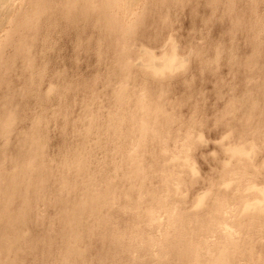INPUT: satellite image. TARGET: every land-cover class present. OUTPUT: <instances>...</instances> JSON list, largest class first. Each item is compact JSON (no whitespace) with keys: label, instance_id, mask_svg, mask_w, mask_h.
<instances>
[{"label":"rangeland","instance_id":"rangeland-1","mask_svg":"<svg viewBox=\"0 0 264 264\" xmlns=\"http://www.w3.org/2000/svg\"><path fill=\"white\" fill-rule=\"evenodd\" d=\"M50 1H54V3L51 2V6H49L50 10L48 9V11L42 12L38 17L39 19L37 20V22L35 20L34 24H32L37 27L29 26L28 28H25V25L23 24V20L29 22L30 15L31 13H33V10L24 11L23 13L19 12L23 9L29 8L31 6V0H15L13 3L14 6L12 5L2 9V12L6 13V15H12L11 17H13L14 21L12 19L11 21L9 20V22H13H7L5 27H3L2 29L3 31H0V36L2 37L3 35L2 38L0 37V54L2 53L0 55V58H2L0 59V87H2L0 90V101L3 100L2 102H0V113L7 109V112H9L6 113L9 114L13 112L18 120L13 123V131L11 130V134L13 135L10 134L9 137H7V135H0V150H6V153H8L9 155L7 156L8 159L6 160V162L1 167L4 173L5 182H7L9 178L7 177V175L16 170L20 162L24 159L22 158V156H20V153L17 149V147L20 148V146L24 145L23 137L26 134L31 135L32 133H39V135L43 137V139H45V142L43 144L44 157L38 160H41L44 164L43 167L51 170L54 175L51 176L50 180L46 182L47 190L45 193L43 192L46 200H54L53 197L55 196H57L58 199V195L63 193V191L60 193V187H62L60 185L62 182L60 177L62 174L65 175L68 172L72 174L71 169L66 166L65 163H67L68 158L69 160L71 159L70 157H72L73 153L76 152V150H80L83 147H91L90 151H86V153H84L83 155L85 158H87L90 167L92 168L96 165H98L99 168L101 167V170H99V168L97 169L96 174L108 176L110 178V180L108 181H112L111 185L115 189H127L130 185V181H128L123 176V171H120L121 169H119V173L117 172L115 167L116 161L119 159L117 163H119V161L121 163L122 155H124L126 152L127 156L130 153H133V155L136 156L141 155V159L145 160L143 161L146 164L145 166L149 168L148 165L151 163L153 156L151 157V153L148 151L147 146L145 147V149L139 148L138 151L135 150L136 152L134 150H131L134 141H132L133 138L128 135L129 126L127 119H125L126 121L124 120L125 122L123 121L124 124H122V128H124H121V130L118 129V131H116V134L113 132V129H111L112 127L109 126V123H115L116 119L120 116V114L123 113V110L126 112L127 116H130L129 112L134 107V100L132 101V104H129V106H125L124 103L120 105L114 98L115 89L119 87L121 81H124L126 82L127 89H129L130 91H136L137 93L141 94L143 91L148 90L152 94L153 98L156 95L157 97H155L160 101L163 100L164 104H166V109L170 112L172 111V113H175L180 119V121L177 119V122L176 120L175 122H171L170 126H182L183 134L190 131V137L193 138L195 136L193 139L190 138L189 140H186L189 144L187 143L186 147L184 148L185 150L183 149L179 153V155L181 154L182 156L178 155L180 158V162L177 161V164L179 165L182 163L184 165L183 168H178V170L183 171L178 175L182 179L181 181L173 183L177 180H170L169 190L165 185L160 184L157 179H155L153 182H150L148 177V180L145 184L146 188H151L153 186L157 188L164 187L163 189H160L161 193L165 195L169 194L171 195L172 200H177V204L175 203L177 205V208L175 206L176 210L179 207L177 213L181 214L183 213L182 211H184V213L187 214L188 212H191L186 215V217H190V214H193L197 211L198 213L201 212L200 217H202L205 213L206 206L208 207L210 204H212V202H214L218 196L220 197L221 192L229 193V195L235 192L236 186L239 183L238 177L241 175L253 174L252 179H250L249 182L247 180V182L239 183L243 186H249L253 181L257 182L259 186L264 185V107L262 106L264 91V0H137L135 3L136 5L134 4L133 11L130 14H128L129 12L124 13L125 9L122 7L116 6L112 9V12H115L118 18L120 17L119 19L121 21L119 22L121 31L117 34H114L113 36H110V33L107 29L105 31L103 29L99 30L94 28L92 21H95V18L97 19V16L94 15H90L88 19L84 20L85 22L81 21L78 25H74L73 28L69 27L67 23L70 21V18L65 17L67 15H64V10L61 12L65 0ZM165 1L168 2L165 3ZM59 3L62 4L60 5ZM54 6H56V8ZM115 8H117L116 11ZM77 11L78 8L74 9L73 16ZM57 13L60 14L58 15ZM1 14L2 13H0V15ZM73 16L71 17V19L73 18ZM17 18L22 19L20 21H17ZM50 24L54 26L50 27ZM43 32H45L46 36ZM46 32L50 33L48 34ZM121 32H123V35L121 34ZM48 36L49 38H47ZM97 36L101 37L98 38ZM44 37L45 39H50L51 42H49L50 40H47L46 42ZM91 37L93 38L91 39ZM101 38L102 40L101 42H99ZM22 39H24L25 42ZM43 39L45 42L43 41ZM19 42L20 44L31 45L29 46V48H27L26 46L25 47L26 51L28 49L33 50L32 55L35 56L33 57V62L36 59L35 62L37 63H33V65H36L35 67L31 64L30 67H28V64L24 61L23 56L18 53V51H21V48L23 47L18 46ZM174 45L178 47V50H176V52H178L179 58L182 57L181 59L185 60L182 63V66L181 63L180 65L177 64L181 59L179 61H177V59L175 60V65L177 64L178 67H176L173 73L167 76H153L151 72H144V65L152 60L151 59L149 61L150 57H148V54H146L145 51H147L148 53H156L154 55L157 56L158 61L161 60V56L165 53L169 52L171 54L173 52L172 46ZM125 47H127V49ZM50 48H52V50ZM106 48L107 50L109 48L110 49L105 54ZM39 49L45 52H41V50ZM122 50H131V53L129 54L131 57H127L129 55L126 53V51H123L122 53ZM113 51L114 54H112ZM39 53H41V56H39ZM40 57L45 63L42 62ZM131 59L133 62L131 61ZM128 60H130L131 62ZM127 61L130 62V64H133V68L130 70L129 75L126 78L127 73L125 72L124 63H126ZM120 63L122 64V66ZM27 67L29 70L26 69ZM41 67L43 70L41 69ZM31 68H33V70L35 69L36 71L34 70V72H32ZM56 73L59 77L56 75ZM36 81L38 82V84ZM50 84H54L58 87L63 85L62 87H60L61 91H64L63 94L61 93V96L60 94L52 95V97H50L49 99H45L44 101L39 100V102L38 100H35L34 96L30 95L31 93H33V91L36 92L39 89L42 91H46L49 88ZM72 85L74 86V88L72 87ZM65 94L67 95L65 96ZM160 95L163 97H161ZM7 96L9 103L7 106L8 108H5L4 104L8 102ZM244 97L245 99H247L245 100ZM254 98L258 100H255ZM252 101H258V105L260 106V109H256L253 113L250 108ZM86 102H88V105L86 104ZM57 107H59V109ZM67 108H69V110ZM59 110L61 112H59ZM85 110L91 115H96L97 127L99 123L100 127L103 126V128H101L102 132L98 134L99 136L96 135V133L92 134L93 137L90 136V138L86 135H81L84 127V120L82 118ZM231 110L233 111L229 113ZM42 111L43 114L40 115ZM114 111L115 113H113ZM249 111H251V114L249 113ZM56 113L58 114L57 117ZM107 113H112L113 116L108 115ZM66 115L68 118L66 117ZM43 116H45V118H42V123H40L41 125L38 124L36 129V124L35 122L33 123V121ZM105 118H108V122L107 120H105ZM72 119L75 120L73 121ZM111 119L115 120L112 121ZM182 120L184 122H182ZM55 121L57 123H55ZM183 123H185L187 126H185V124L183 125ZM31 126L34 127L31 128ZM69 126L71 127L69 128ZM108 126L110 128H108ZM61 127H63L64 129L62 128V130ZM42 128H44L43 131ZM65 128L67 131L65 130ZM17 129H21L20 132H22L21 136L19 137L17 135ZM49 129L51 130L49 131ZM231 130L233 134H231ZM229 132L231 135H228L227 138L226 134H229ZM202 134L204 135V138H202ZM102 135L104 137H102ZM200 135H202V137L199 138ZM96 136H98L97 139L94 138ZM226 138L228 140H226ZM94 140L96 143L94 142ZM109 140L110 142H108ZM241 140L242 142L245 141L243 143H247L248 141L250 142V140L252 143L254 142L252 150H249L251 151V153L256 150L254 153V155H256V166L254 165L249 166L248 168H236L234 165L237 162V158H234L233 156H231V154L223 149L222 145L224 143L228 144L229 141H235L236 143H238L239 141L241 142ZM100 141L104 142L105 144H107V141L109 146H112L108 147L104 145V143L100 144ZM48 142H50V144ZM89 142H92V145H90ZM95 145L98 146L96 147ZM3 146L4 148H2ZM122 146V149L124 151L118 149ZM58 148L60 151L58 150ZM48 150L50 152H48ZM128 150L130 151V153ZM56 152L57 156L55 154ZM116 154L120 156H116ZM96 158L100 159V162L95 163L97 160ZM111 158H113V160L115 161L111 162L113 161ZM157 159L158 156L155 157V160ZM228 161L233 162L229 163ZM188 162L190 165L188 164ZM226 163H228V168H226ZM5 165L6 167H4ZM191 165H194V167H196L195 171L190 167ZM69 166L71 167V165ZM102 170H104L105 172ZM150 170L151 169L149 168V174ZM230 170H233V172H231ZM240 170L241 172L239 173ZM225 171H227V173ZM233 173H235L234 176ZM224 178H228V180L234 179V182L232 180H229V183L224 184ZM139 183L140 182H138V184ZM3 185L4 183L2 182L0 184V188H2ZM173 190L177 191L178 195H173ZM28 191H30L28 193L29 198H33L32 201H34L35 193L33 194V187L31 186ZM67 191L69 192V195L71 197V189H67ZM205 191H212L213 193H210V195L208 196L209 198H207V204H205L206 206H203L199 209V207L196 206V197L197 195H200ZM248 197L249 198L246 197V199H250L251 201H257V199L259 201L264 200V195L259 193L250 192L248 193ZM228 199L236 200L232 196L228 197ZM40 200L42 199L40 198ZM126 200L127 199H125L124 197L119 198L117 200V203H114L115 205L112 203L107 206L108 208L106 207L107 209H104L105 213H107L108 218H111L110 221L112 222H110V226L114 227L115 225V227L119 229V232L126 233L125 237L128 234H133L131 231H135L134 229H137L138 231L141 230V232L143 229L145 234L148 233L158 241L163 240L166 233L169 235V237H166L168 238L167 241H169L168 244L170 245L171 240L175 239L173 238L174 235H172L173 233L170 234L165 231L172 230L171 224L172 228L175 224L170 223L169 221L167 223L168 218L164 211L162 209H159L155 216L156 219L151 221H148L147 217L136 218L130 211L126 213L122 212V214H119L118 209L121 208L122 205H126L125 207H131L129 206L130 203ZM40 203L41 204L38 203V208L39 210H41V219L44 214H47L46 217L43 216L46 221H48L49 218L54 219L58 211L55 210L56 207L52 205H46L44 201H40ZM208 203L210 204L208 205ZM237 205L238 204H236L234 201H231V203L228 204L227 209L230 213L226 216V222L222 226L230 229L229 231H235V233H238L239 235L242 234L243 230L245 233H252L253 231L247 232L246 229H242L244 228V225L242 223L244 220L240 221L242 228L239 227L240 215L238 213H235V209L238 207ZM20 206V198H15L12 208L14 207V209H17ZM176 210L174 211L175 213ZM180 214L178 215L180 216ZM178 215H176L175 218L180 220ZM44 219L40 220L44 222V225H42V222L39 223L40 221L38 223H35L36 225L33 223H28V225L30 224L28 226V229L30 231H28L29 233H27V236L29 238L32 237L34 240L40 241L39 250H43L46 247L43 241H46L49 239V237H51V241L53 242L52 250L53 252L55 250V252H57L63 247L62 233H60L61 231L58 226L53 227L55 229L51 231L52 233H47L45 227H49L50 225L48 222L46 223ZM178 220L176 221V223L183 221L182 218L180 221ZM187 220L188 219H185L184 223L188 224H178L180 226L182 225V228L184 227L183 229H185L186 231L189 230L190 226L194 223L193 222L189 225V220ZM199 220H201V218ZM234 226H237V228ZM241 236L237 237H240V239H242ZM244 236L245 237L243 238L246 239L247 237H249L248 234H245ZM217 238V233L210 236V240H216ZM262 238L263 237L259 236L255 237L254 247L256 251L254 261H249L247 259V256H249L250 252L246 250V246H244L246 248L243 247V244V248L240 245V250L237 251L233 256V264H262V262L264 261V246L262 245V243H264V239ZM142 245L143 244L139 240H137L136 246L132 251V255L136 258L152 257L157 259L156 257L160 258V256H162L161 258L166 259L172 258L171 255L169 256V253L167 254L168 257L166 255L165 257H163L164 254L158 253V250L160 248L158 243H155L153 247L150 248L151 252L155 254V256H153L151 252L150 255L146 254L145 251H143L141 248ZM88 249L89 251L87 256L89 257V264H96L94 261H96L99 256L106 255V246L101 242H97L96 244L93 243L91 249L90 246L88 247ZM167 249L169 250H167V252L171 251V248ZM39 250L37 249L35 256L27 255V260L24 262V264L34 263L33 260L36 259V257L40 258L41 255H37L39 254ZM127 259L128 257L124 256L123 253L121 257V264H130L126 262ZM45 264L52 263L49 259L45 261Z\"/></svg>","mask_w":264,"mask_h":264},{"label":"bare ground","instance_id":"bare-ground-1","mask_svg":"<svg viewBox=\"0 0 264 264\" xmlns=\"http://www.w3.org/2000/svg\"><path fill=\"white\" fill-rule=\"evenodd\" d=\"M14 1L15 0H0V13H2L0 15V31H3L2 29H3V27H5L7 22L12 23L14 21L13 17H11L12 15L8 14L9 15L8 16V15H6V13L2 12L3 8H6L8 6H12ZM16 1H18V0H16ZM136 1L137 0H65V3L63 4L64 6L62 5L63 9L61 10V12L64 10V12H65L64 15L65 14L67 15L65 17L70 18V21L67 24L69 27H72V28L74 27V25H78L81 21L88 19L90 15L97 16V19L95 18V21H92L94 28L99 29V30L103 29L105 31L107 29L108 32L110 33V36H113L114 34H117L118 32L121 31V27L119 24V22H121V21L119 19L120 17L118 18L116 13L112 12V9L116 6L122 7L125 9L124 13L129 12L128 14H130L133 11V7H134V4L136 3ZM160 1H162V0H160ZM51 2L54 3V1H50V0H31V6L29 8L23 9L22 11H19L20 13H23L24 11L33 10V13H31V15H30L29 22L23 20V24L25 25V28H28L29 26L37 27V26H34L32 24H34L35 20L37 22V20L39 19L38 17L40 16V14L42 12L48 11L49 6H51ZM167 2L168 1H165V3H167ZM159 4H161V3H159ZM224 5H226V4H224ZM56 6H57V4H56ZM56 6H54V7L56 8ZM59 6H58V8H59ZM77 8H78V11L76 13H74V16H73V11H74V9H77ZM52 9H53V7H52ZM116 9L117 8H115V11H116ZM56 12H57V10H56ZM17 16H18V13H17ZM27 16H29V15H27ZM72 16H73V18L71 19ZM53 17H55V16H53ZM11 19L13 21L9 22V20L11 21ZM21 19L22 18H17V21H20ZM55 20H57V19H55ZM17 23H19V22H17ZM55 24H56V22H55ZM53 26L51 25L50 27H53ZM14 27H15V24H14ZM47 28H46V31H47ZM30 29H32V28H30ZM43 33L45 34V32H43ZM46 33H48V32H46ZM122 33L123 32H121V34ZM50 35H52V34H50ZM4 36H6V35H4ZM45 36H46V34H45ZM2 37H3V35H2ZM6 37H8V36H6ZM97 37L100 38L101 36L100 37L97 36ZM1 38H0V40H1ZM34 38H36V37H34ZM47 38H49V36ZM92 38L93 37H91V39ZM24 39H25V37H24ZM24 39H22V40L24 41ZM44 39H45V37H44ZM44 39H43V41H44ZM6 40H8V39H6ZM45 40L47 42L48 39H45ZM101 40H102V38L100 39L99 42H101ZM17 41H19V40H17ZM36 41H34V42H36ZM1 42H3V41H1ZM49 42H51V40ZM103 42H105V41H103ZM117 42H119V41H117ZM112 43H113V41H112ZM28 44H30V43H28ZM37 44H35V45H37ZM42 44H44V43H42ZM118 44H120V43H118ZM48 45H49V43H48ZM108 45H110V44H108ZM18 46H23L21 48L22 50L18 51V53L23 56L24 61L27 62V64H28V67H30V64L33 65V63L36 60L35 59L33 62V57H35L32 55L33 50L28 49L31 51H28V50L26 51V47L29 48V46H31V45L20 44V42H19ZM100 47H101V43H100ZM102 47H103V45H102ZM172 47H173L172 48L173 52L171 54L169 52L165 53L164 55L161 56V60H158V61H157V59H158L157 56L154 55L156 53H153V52L148 53L144 49L146 54H148V57H150L149 61L152 59L149 63H146L144 65V67H143L144 72H149V73L151 72V74L153 76H167V75H169L175 71L176 67H178L177 64L180 65V63H181V66H182L183 65L182 63L185 60H182L181 59L182 57L179 58V54H178V52H176V50H178L177 49L178 47H176L175 45ZM87 48H88V46H87ZM94 48H95V46H94ZM122 48H124V47H122ZM125 48L127 49V47H125ZM2 49H3V47H2ZM50 49L52 50V48H50ZM102 49H104V48H102ZM132 49H134V48H132ZM39 50H41V49H39ZM96 50H97V48H96ZM105 50H106L105 51V54H106V52H108V50H107V48ZM36 51H38V50H36ZM42 51L43 50H41V52ZM123 51H126V53L128 55L131 53V50H122V53H123ZM43 52H45V51H43ZM14 54H13V56H14ZM112 54H114V51ZM42 55H43V53H42ZM6 56H7V54H6ZM36 56H38V55H36ZM39 56H41V53H39ZM124 56H127V55H124ZM127 57H131V56L129 55ZM5 58H7V57H5ZM20 58H19V60H20ZM0 59H2V58H0ZM40 59H41V57H40ZM175 60H177V61L180 60L181 62L179 61V63H177L175 65ZM12 61H13V58H12ZM128 61H130V60H128ZM128 61L126 63H124L125 72L127 73L126 78L128 77L130 70L133 68L132 67L133 64H130L132 59L130 62H128ZM42 62H44V61L42 60ZM47 65H48V63H47ZM33 66L35 67L36 65H33ZM121 66H122V64H121ZM28 67L26 69H28ZM0 68H1V66H0ZM31 69H32V72H34L35 69L34 70H33V68H31ZM41 69H42V67H41ZM22 70H23V68H22ZM36 73H35V76H36ZM25 75H27V74H25ZM31 75H32V73H31ZM56 75H57V73H56ZM61 75H60V78H61ZM35 76H34V79H35ZM122 76H124V75H122ZM55 78H56V76H55ZM126 78H125V80H126ZM160 78H162V77H160ZM47 80H48V78H47ZM9 83H11V82H9ZM37 84H38V82H37ZM67 85H68V83H67ZM62 86L58 87L54 84H50L49 88L46 91H42L39 89L37 91L35 90L36 92L33 91V93H31L30 95L34 96L35 100H38V102H39V100L44 101L45 99H49L50 97H52V95L60 94V96H61L64 92V91L63 92L61 91L60 87H62ZM27 87H29V86H27ZM67 87H69V86H67ZM72 87L74 88L73 85H72ZM1 88L2 87H0V90H1ZM31 89H34V88H31ZM23 92H24V90H23ZM66 93H68V92H66ZM66 95L67 94H65V96ZM14 96H15V93H14ZM14 96H13V98H14ZM60 96H57V97H60ZM155 96L153 98L152 94L148 90L143 91L141 94L137 93L136 91L135 92L130 91L129 89H127L126 82H124V81H121L119 84V87L116 88L114 91V98L118 101V103L120 105L124 103L125 106L126 105L129 106V104H132V101L134 100V107L132 109L130 108L131 109V111L129 112L130 116H127L126 112L123 110V113L120 114V116L116 119L115 123H113V124L109 123V126L112 127L111 129H113V132L116 134V131H118V129L121 130L122 124H124L123 121L125 119H127L128 126H129L128 135L131 138H133L132 141H134L133 146L131 147L132 148L131 150L138 151L139 148L145 149V147L147 146L148 151L151 153L150 154L151 157L153 156L151 163L148 165L149 168L151 169L150 174L148 171L149 168L146 167L145 166L146 164L143 162L145 160L141 159V155H138V156L133 155V153H130L129 150L128 151L130 154L128 156L126 155L127 152L124 155H122L121 163H120V161H119V163H117L119 159L116 161L115 167H116L117 172L119 173V169H121L120 171H123L122 172L123 176L128 181H130V185L127 189L117 188L118 189L117 190V189L112 187V185H111L112 181H108V180H110V178L108 176L96 174L97 169L99 168L98 165L91 168L89 163H88L87 158H85L83 156L84 153H86V151L87 152L90 151L91 147H83L80 150H76V152L73 153L72 157H70L71 159L69 160V158H68L67 163H65L66 166H68L71 169L72 174L68 172L65 175L62 174L60 177V179L62 180V182L60 184L62 186V187H60V193L62 191H63V193L58 195L59 196L58 199H57V196H55V197H53L54 200L50 199V201H48V199L47 200L45 199V195L43 194V192L45 193L47 190L46 182L49 181L51 176H54V175H53L51 170H48L47 168L43 167L44 164L42 163L41 160L40 161L38 160V159L44 157V154H43L44 153L43 152L44 146H43V144L45 142V139H43V137H41L39 135V133L38 134L32 133L31 135H27V134L25 135L24 134L25 135L23 137L24 145L20 146V148L17 147L18 152L20 153V156H22V158H24V159L20 162V164L16 170H14L12 173L7 175V177H9L7 182H5L4 173H3V170L1 167L6 162V160L8 159L7 156H9V155H8V153H6V150H3V151L0 150V155H1L0 156V184L2 182L4 183L2 188H0V264H24V262L27 260V255H34V256L36 255L37 249L39 250L40 241L34 240L32 237L29 238L27 236V233H29L28 231H30L28 229V226L30 224L28 225V223H33V224L38 223L40 220L44 219L43 216L46 217V215H47V214L46 215L44 214L42 216V219H41V217H40V215H41L40 211L41 210H39V208H38V203L41 204L40 201H44L46 203V205L55 206L56 209L55 208L54 209L56 211L58 210L56 213L57 215L55 217L53 216L54 219L49 218L48 221H46V219H44V221L46 223L48 222L50 225L49 227H45V230L47 231V233H50L51 231H53V229H55L53 227L58 226L60 228V231H61L60 233H62L63 247L59 251L55 252L56 251L55 250L53 252V250H52L53 242L51 241V237H49L48 240L43 241V243L45 244L46 247L43 250H39V254H37V255H41V257L40 258L36 257V259L33 260L34 263H31V264H45V261H47L49 259H50L52 264H89V257L87 256L88 251H89L88 247L90 246V249H91L93 243L96 244L97 242H101L106 246V252H105L106 255L99 256V258L96 261H94L96 264H121V257H122L123 253H124V256L128 257L126 262H128L130 264H233L232 258L234 256V254L240 250V248L242 247L243 244H244L243 247L246 246L247 247L246 250H248L250 252L249 256H247V259L249 261L255 260V251H256L255 247H254L255 246V237L259 236V237H263L262 239H264V203H263L264 200L259 201L257 199L258 198L257 197L256 198L257 201H251L250 199L247 200L246 197L249 198L248 193H250V192L259 193V194L264 195V185L259 186V184L255 181H253L249 186H243V185L239 184L242 182H247V180L249 182L250 179H252L253 174L247 173L248 175H241V176L238 175L239 176L238 177L239 183L237 182L238 184H237L236 190L234 192L235 194L232 192L233 194L229 195V193L221 192V196L220 197L218 196L216 198V200L214 202H212V204L208 203V205L210 204L208 207L205 204H207L206 202H207V198H209L208 196L210 195V193H213V192L212 191H205V192L201 193L200 195H197L196 206H198L199 209L203 206H206L205 213L202 216L203 219H202V217H200L201 212L198 213L197 211L194 212L193 214H190V217H186V215L188 213H191V212H188L187 214H185L184 211H182L183 213H181V214L177 213V211L179 209V207H178V209L176 210L177 200L176 201L172 200V197L169 194H167V195L162 194L160 189H163L164 187L163 188H157L155 186H153L151 188L145 187V184L148 180L147 179L148 177H149L150 182H153L155 179H157L159 181V183L165 185L168 188V190L170 189L169 188L170 187V185H169L170 180H173V179L177 180L176 182L172 181L173 183H177L178 181L182 180L178 175H179V173H182L183 171L178 170V168H183L184 165L182 163L178 165L177 161L180 162L179 156L181 154L179 155V153L186 147V145L188 143V141H186V140H189L191 138L190 137V133H191L190 131L188 133L185 132V134L182 133V128H183L182 126H178V127H174L173 125L170 126L171 122H175V120L177 122V119L179 121H180V119L175 113H172V111L170 112L169 110L166 109V107H165L166 104H164L163 100H162L163 101L162 102L158 98H156L157 96L156 97ZM242 96H243V93H242ZM161 97H163V96H161ZM236 97H237V95H236ZM24 99H25V97H24ZM244 99H245V97H244ZM7 100H8V96H7ZM26 100H27V98H26ZM255 100H258V99H255ZM2 101L3 100H1L0 102H2ZM8 103H9V100H8V102H6L4 104L5 108H8L7 107ZM87 103L88 102H86V104ZM99 103H101V102H99ZM41 104H43V103H41ZM258 104H259L258 101H252L251 102L250 108L252 110V113L256 109L257 110L260 109V106ZM263 104H264V91H263ZM263 104H262V106L264 107ZM118 107H120V106H118ZM57 108L59 109V107H57ZM67 109L69 110V108H67ZM54 110H55V108H54ZM232 111L233 110H231L229 113H231ZM6 112H7V109L5 111H3L2 113H0V135H2V136L7 135V137H9V135L11 134V130L13 131V129H12V126H14L13 123H15V121H18V120L16 118V115L13 112H11L9 114H7L9 111L7 113ZM55 112H57V111H55ZM59 112H61V111L59 110ZM67 113H68V111H67ZM113 113H115V111ZM249 113L251 114V111H249ZM42 114H43V111L40 115H42ZM57 115L58 114L56 113V117H57ZM67 115H66V117H67ZM108 115L113 116L112 113L111 114L109 113ZM36 117H37V115H36ZM52 117H54V116H52ZM42 118L44 119L45 116H43L41 118H37L33 121V123L35 122V124H36V129H37L38 124L41 125L40 123H42ZM111 118H113V117H111ZM249 118H250V116H249ZM23 119H21V120H23ZM82 119L84 120V127H83V131H82L81 135H86L90 138V136H92V134L96 133V135H98V134H100V132H102L101 128H103V126L100 127L99 126L100 123L98 124V127L96 125V119H97L96 115H93V114L91 115L88 112H86V110H85V113L83 114ZM107 119L108 118H105V120H107ZM111 120L113 121L115 119H111ZM233 120H232V122H233ZM80 122H81V120H80ZM107 122H108V120H107ZM182 122H184V121L182 120ZM55 123H57V122L55 121ZM43 124H42V126H43ZM184 124L185 123H183V125ZM109 126H108V128H110ZM185 126H187V125L185 124ZM33 127L31 126V128H33ZM70 127L71 126H69V128ZM62 128L63 127H61V129ZM66 128H68V127H66ZM66 128H65V130H66ZM77 128H78V126H77ZM20 130L21 129H17L18 137L21 136V133H22V132H20ZM43 130H44V128H42V131ZM50 130L51 129H49V131ZM183 131H185V130H183ZM196 131H195V133H196ZM108 132H107V134H108ZM192 133H193V131H192ZM202 133H204V132H202ZM64 134H65V132H64ZM199 134H200V132H199ZM231 134H233L232 130H231ZM231 134H230V132H229V134L227 133L226 134L227 138H228V135H231ZM11 135H13V134H11ZM70 135H71V132H70ZM202 135H200L199 138L202 137ZM65 136H68V135H65ZM98 136H96L94 138L97 139ZM116 136H118V135H116ZM102 137H104V136L102 135ZM120 137H119V139H120ZM224 137H226V136H224ZM193 138H191V139H193ZM202 138H204V135ZM227 138H226V140H228ZM253 140H254V138H253ZM117 141H119V140H117ZM94 142H95V140H94ZM108 142H110V140ZM108 142L106 141L107 144H105L102 141H100L99 143L100 144L104 143V145H106L108 147L112 146V145L109 146ZM120 142H121V140H120ZM243 142H245V141H243ZM243 142H242V140H241V142L239 141L238 143H236L235 141L234 142L229 141L228 144L223 142L224 144L222 145L223 149L225 151H227L229 154H231V156H233L234 158H237V162L234 165L236 168H243V167L248 168L249 166H254L256 164V160H255L256 155H254L256 150L252 153L249 150V149L252 150V148L254 146V144H253L254 142L252 143L251 140H250V142L248 141L247 143H243ZM9 143H10V141H9ZM48 143L50 144V142H48ZM91 143H90V145H92ZM239 143H241V144H239ZM5 145H7V144H5ZM192 145H195V144H192ZM123 146L119 147L118 149L121 151H124L122 149ZM108 147H107V149H108ZM2 148H4V146ZM103 149H104V147H103ZM58 150H59V148H58ZM94 151H93V153H94ZM48 152H50V151L48 150ZM62 152H63V150H62ZM114 152H115V150H114ZM55 154L57 156V152ZM91 155H92V153H91ZM63 156H64V154H63ZM116 156H120V155L116 154ZM156 156H158L157 160H155ZM111 159L113 160V158H111ZM114 161L115 160H113L111 162H114ZM98 162H100V159H97L95 163H98ZM228 162L230 163L233 161H228ZM56 164H59V163H56ZM188 164H189V162H188ZM69 165H71V167ZM225 165H226V168L229 167L228 163H226ZM4 167H6V165ZM190 167L194 171L196 170V167H194V165H191ZM100 168H99V170H101ZM263 168H264V163H263ZM50 169H52V168H50ZM104 170H102V171H104ZM230 171L233 172V170H230ZM225 172L227 173V171H225ZM240 172H241V170L239 171V173ZM6 174H7V172H6ZM234 174L235 173H233V176H234ZM241 174H243V173H241ZM229 180H232L234 182V179H229ZM229 180H228V178H224V184L229 183L228 182ZM193 181H194V179H193ZM235 181H237V180H235ZM138 182H140V183L138 184ZM57 184H58V181H57ZM152 185H153V183H152ZM31 186L33 187V194L35 193V200L34 201H32L33 198L30 199L29 195H28V193L30 192L28 190H29V188H31ZM67 189H71V191H72L71 197H70ZM227 190H229V189H227ZM172 192H173V195L174 194L178 195L177 191L173 190ZM236 194H238V195H236ZM231 196L234 197L236 200L228 199V197H231ZM123 197L125 199H127L126 201L130 203L129 206H131V207H125L126 205H122L121 208L118 209L119 214H122V212L126 213V212L130 211L136 218H143V217L146 218L147 217L148 221H151V220L156 219L155 216H156V213L159 209H162L164 211V213L167 215V218H168L167 223L169 221L170 223L175 224V225H173L174 226L173 228H172V224H171L172 230H170V231L166 230L165 231V232H168L170 234L173 233L172 235H174L173 238H175V239L171 240L170 245L168 244L169 241H167L168 238L166 237V236L169 237V235L166 233H165V237L163 240L157 241L154 237H152L148 233L145 234L143 229H142V232H141V230L138 231L137 229H134L135 231H131L133 234H128L127 236H129V237H127V236L125 237L126 233L119 232V229L116 228L115 225H114V227L110 226V222H112V221H110L111 218H108L107 213H105L104 209L112 203L113 204L115 202L117 203V200L119 198H123ZM15 198H20V201H21V206L18 207L17 209H14V207L12 208V205L14 203ZM40 198L42 200H40ZM205 199H206V201H205ZM231 201H234L236 204H238L237 205L238 207L235 209V213H238L240 215V218H239L240 226L239 227H241L240 221L244 220L245 223H244V221L242 222L244 225V226L243 225L242 226L244 228H242V227L241 228L246 229L247 232L253 231L252 233H250V232L245 233L243 230L242 234L239 235L238 233H235V231H229L230 229L222 226L226 222V216L230 213L229 210L227 209V206H228V204L231 203ZM175 206H176V208H175ZM173 209L176 210V213L174 212L175 210H173ZM181 210H179V211H181ZM199 211H201V210H199ZM174 213L176 215L180 214L181 217L179 215L178 216H179L180 220L182 218L183 221L181 222L180 220L176 219L175 218L176 215ZM178 216H177V218H178ZM200 218H201V220H199ZM185 219L189 220V225L194 222L190 226L189 230H187V231L185 229H183L184 227L182 228V225L181 226L178 225L179 223L188 224V223H184ZM177 220L180 222L176 223ZM41 222L43 223L42 225H44L43 221H40L39 223H41ZM234 227L237 228V226H234ZM135 228H138V227H135ZM108 230H109V233H108ZM132 230H133V228H132ZM55 231H57V230H55ZM239 231H240V229H239ZM215 233L218 234V238L216 240H210V236L215 234ZM240 233H241V231H240ZM243 234L244 235L248 234L249 237H247V239L243 238V237H245ZM241 235H243V236H241ZM237 236H241V238L243 240ZM244 239H246V240H244ZM137 240H139L143 244L141 246V248L143 251H145L146 254L150 255V252H151L150 248H152L155 243H158L160 246L158 253L164 254L163 257H165V255L167 256V254L169 253V256L171 255L172 258L171 259L169 258L170 260L166 259V258H161L162 256H160V258L156 257L157 259L152 258V257L151 258H149V257L136 258L135 256L132 255V251L136 246ZM240 245H241V247H240ZM262 245L264 246V243H262ZM246 247H244V248H246ZM167 248H171L170 249L171 254H170V252H167V250H168ZM153 256H155V254H153ZM262 264H264V261L262 262Z\"/></svg>","mask_w":264,"mask_h":264}]
</instances>
